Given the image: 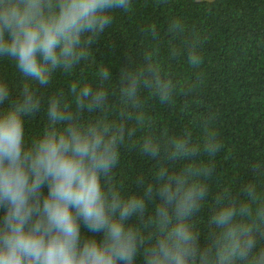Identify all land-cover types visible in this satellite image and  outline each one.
Returning <instances> with one entry per match:
<instances>
[{
	"label": "trees",
	"instance_id": "1",
	"mask_svg": "<svg viewBox=\"0 0 264 264\" xmlns=\"http://www.w3.org/2000/svg\"><path fill=\"white\" fill-rule=\"evenodd\" d=\"M0 264H264V0H0Z\"/></svg>",
	"mask_w": 264,
	"mask_h": 264
}]
</instances>
